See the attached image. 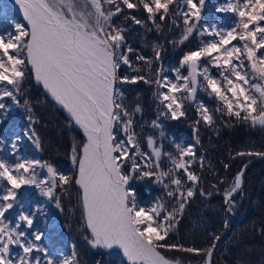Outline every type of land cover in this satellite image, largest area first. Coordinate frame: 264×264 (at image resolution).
I'll return each mask as SVG.
<instances>
[{"label": "snow or ice", "instance_id": "1", "mask_svg": "<svg viewBox=\"0 0 264 264\" xmlns=\"http://www.w3.org/2000/svg\"><path fill=\"white\" fill-rule=\"evenodd\" d=\"M15 4L22 22L13 19L10 27H0V118L23 109L29 121L24 137L43 151L27 98L26 85L34 80L82 136L70 148L67 173L21 153L22 137L6 148L0 139V264H82L74 243L65 252L42 242L46 233L34 221L47 215L45 207L26 203L28 189L35 188L63 212L62 195L73 186L83 239L91 249H118L127 264H182L166 255L171 251L213 264L220 236L213 235L207 248L187 247L178 240V228L197 195H222L232 212L234 198L243 194V168L231 181L212 170L214 192L204 189L205 157L197 145L201 126L215 130L239 122L264 131V0H221L213 23L206 21L207 0ZM129 22L159 37L151 57L128 44ZM167 46L180 53L170 70L162 60ZM133 53L143 66L130 59ZM122 68L135 74H122ZM140 82L153 88L151 121L144 120L139 103H125L122 86ZM190 112L195 143L178 142L166 122L187 120ZM244 156L264 157V151L239 150L232 158ZM140 182L155 186L158 194L146 188L150 199L142 201Z\"/></svg>", "mask_w": 264, "mask_h": 264}, {"label": "trees", "instance_id": "2", "mask_svg": "<svg viewBox=\"0 0 264 264\" xmlns=\"http://www.w3.org/2000/svg\"><path fill=\"white\" fill-rule=\"evenodd\" d=\"M220 2L221 0H207L206 21L208 23L217 22L219 14L215 12V7ZM13 19L18 20L12 10L0 0V27H10V20ZM126 36L128 44L137 53L146 57L153 55L151 44L159 39L155 33L146 32L130 22ZM167 47L168 50L163 54L162 60L164 68L170 70L176 65L180 53L170 46ZM130 59L143 66V62L136 61L135 53L130 55ZM154 68L155 65H153ZM121 73L135 74L126 73L125 68L121 69ZM144 74L149 75L146 68ZM26 88L27 98L39 121L35 128L41 138L43 151L37 152L32 142L24 137L29 121L28 113L23 109H15L0 118V139L4 140L2 146L8 147L16 136H20L22 137L19 145L21 153L46 160L62 172H70L72 165L69 152L72 144L78 143L79 133L67 126V119L56 110L43 91L34 85L33 80L26 85ZM122 89L126 104L134 106L139 103L142 106L145 121L156 118V103L153 99L152 87L140 82L125 84ZM203 98L207 100V97ZM208 103L212 107L215 106L214 102L208 101ZM190 116L193 117L194 112H190ZM191 117L183 121L166 122L169 135L174 136L178 142L195 143ZM199 137L198 154L205 157L203 187L213 192L211 183L215 182L216 176L212 174V170L231 181L246 162L260 158L244 156L233 159L237 151L251 148L264 151V131L259 128H250L239 122L231 125L220 124L215 130L201 126ZM225 163L229 165L227 170L224 169ZM194 167L199 170L198 166L194 165ZM146 188L151 189L153 196L158 194L155 186L140 182L137 184V190L142 201L150 199L145 191ZM21 191L24 189L22 188ZM234 199L236 207L230 212L233 214V219L226 227L225 239L212 257L213 264H242V262L243 264H264V233L261 232V228H264V162L254 163L244 172L243 194L237 195ZM26 203L29 207L38 204L45 207L47 215L38 217L34 221V227L45 231L47 238L42 242L50 249L70 252L71 245L74 243L82 264H96L97 260L101 264H127L115 253L91 249L83 239L77 187H71L68 193L62 195L63 212L48 203L35 188L28 189ZM223 203V196L215 192L210 197L197 195L186 207L180 221L179 242L187 247L207 248L213 235H219L221 239L224 224L229 220ZM166 255L180 258L182 264H200L201 260L200 256L192 253L171 251Z\"/></svg>", "mask_w": 264, "mask_h": 264}, {"label": "water", "instance_id": "3", "mask_svg": "<svg viewBox=\"0 0 264 264\" xmlns=\"http://www.w3.org/2000/svg\"><path fill=\"white\" fill-rule=\"evenodd\" d=\"M5 3L7 4V6H9L10 8H12V10L14 11L15 15L22 21V13L19 11V6L15 4V0H4ZM37 85V84H36ZM39 86V85H37ZM40 87V86H39ZM43 89V88H42ZM44 91V90H43ZM46 94V93H45ZM47 95V94H46ZM48 97V96H47ZM50 100L51 98L48 97ZM54 103V102H53ZM55 105V104H54ZM55 107L60 110V112L67 118V114L62 110V109H59L58 106L55 105ZM77 130V129H76ZM79 132V130H77ZM80 133V132H79ZM80 135L82 136V133H80ZM261 161H264V157L262 158H258V159H254V160H251V161H248L246 164L243 165V169L244 171L253 163H256V162H261ZM247 165V167L245 168L244 166ZM241 168V169H242ZM224 207V210L226 211V205L224 203L223 205ZM226 213L228 214V216L230 217V220L232 219V215L226 211ZM229 223V221L227 222V224ZM224 236H225V232H224ZM221 241H219L217 243V246L219 245ZM217 248V247H216ZM110 251H114L115 253L118 254V256L123 259L125 262H126V259L123 257L122 253L118 250V249H113V250H110Z\"/></svg>", "mask_w": 264, "mask_h": 264}, {"label": "bare ground", "instance_id": "4", "mask_svg": "<svg viewBox=\"0 0 264 264\" xmlns=\"http://www.w3.org/2000/svg\"><path fill=\"white\" fill-rule=\"evenodd\" d=\"M42 87V86H41ZM149 100H150V98H149ZM191 117V116H190ZM187 122V121H186ZM233 215V214H232Z\"/></svg>", "mask_w": 264, "mask_h": 264}]
</instances>
